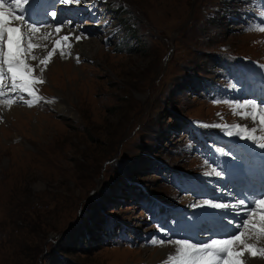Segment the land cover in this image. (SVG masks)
Here are the masks:
<instances>
[{"label": "rangeland", "instance_id": "rangeland-1", "mask_svg": "<svg viewBox=\"0 0 264 264\" xmlns=\"http://www.w3.org/2000/svg\"><path fill=\"white\" fill-rule=\"evenodd\" d=\"M69 1L74 23L33 34L26 62L42 80L36 98L0 82L10 93L0 99V264H182L178 252L153 255L164 242L176 249L160 230L195 204L172 187L168 166L190 186L198 172L238 160L226 151L238 148L235 134L264 143V125L244 132L238 109H264V0ZM54 26L74 29L89 55ZM56 40L63 47L40 65ZM199 119L205 142L189 130ZM192 140L210 151L198 146V158ZM147 191L158 210L188 202L150 207L148 218L141 200L156 202Z\"/></svg>", "mask_w": 264, "mask_h": 264}, {"label": "snow or ice", "instance_id": "snow-or-ice-1", "mask_svg": "<svg viewBox=\"0 0 264 264\" xmlns=\"http://www.w3.org/2000/svg\"><path fill=\"white\" fill-rule=\"evenodd\" d=\"M28 2L29 0H7V2L0 0V80L5 75H9L12 92L18 95L28 93L36 98L34 89L42 83V80L34 75V68L26 60L29 58L31 50L37 47L31 40L39 28L35 23H27L24 9ZM50 15L55 17L56 12L51 11ZM16 22H21L29 29L27 35L22 34V29ZM56 31L59 33L60 27H57ZM75 38L79 39L78 36ZM63 39L67 41L69 37L65 36ZM55 43L56 48L52 52H48L46 59L39 61L40 65L47 66L50 62L53 52L59 48L61 41L56 40ZM31 59H36V57L32 56ZM42 72L41 68V75ZM27 102L32 103L31 100ZM4 103L11 104L12 101L5 100ZM238 107H250L252 111L244 112L243 115L245 117L250 115L254 122L258 118V122L264 125V109H261L260 105L248 102ZM242 130L248 132L246 127ZM228 135H232V133L229 132ZM259 147L264 148V144H260ZM207 205H211V201H205V206ZM249 205L253 210H248ZM212 207L220 209L231 206L218 203ZM236 207L242 209L245 216L240 227L251 229L257 241L264 240V199L253 200L251 203L248 201V204L242 199ZM245 237V231H240L239 234L233 235L231 238L212 239L210 243L203 245L192 243L189 240H178L176 243L180 246L179 253L182 264H245L246 253L251 257H264V247L258 248L257 244L246 242ZM237 244L242 245V248L237 249L235 247Z\"/></svg>", "mask_w": 264, "mask_h": 264}, {"label": "bare ground", "instance_id": "bare-ground-1", "mask_svg": "<svg viewBox=\"0 0 264 264\" xmlns=\"http://www.w3.org/2000/svg\"><path fill=\"white\" fill-rule=\"evenodd\" d=\"M38 9H39V5H38ZM16 24H18L20 27H21V29H22V34H24V35H27V33H28V31H29V29H28V31L26 32V33H24V29H23V24L22 23H20V22H16ZM47 29H48V27H47ZM51 29V28H50ZM50 29H48L47 30V32H49V33H51V35H54L53 33V30L52 29H54V31L56 32V34H57V31H56V29H57V27L56 26H54V28H52L51 30ZM60 29H61V31L59 32V33H71L72 35H73V37H75V34L77 33L74 29H72V30H68V29H66V27H60ZM41 32H42V30H41ZM39 33V32H38ZM43 33V32H42ZM48 33V34H49ZM40 34V33H39ZM46 34V33H45ZM38 35V34H37ZM42 37V36H41ZM69 37V36H68ZM39 38V37H38ZM43 39V38H42ZM87 41V40H86ZM91 41V40H90ZM79 42V43H78ZM88 42V41H87ZM87 42H84V43H82V42H80V41H78L77 40V44H76V46H77V49L79 48L80 50H82L81 52L83 53V54H85V56L86 55H89L88 54V52H90L91 51V49H90V47L89 46H87ZM75 44V43H74ZM90 45V44H89ZM91 46V45H90ZM61 47H63V44L61 45L60 44V46H59V48L57 49V51H56V53L59 51V50H61ZM42 48V47H41ZM56 48V47H55ZM50 50V49H49ZM42 51V50H41ZM64 51V50H63ZM76 51H78V50H76ZM59 53H62V52H59ZM62 55V54H61ZM54 56V55H53ZM52 56V57H53ZM46 58V57H45ZM60 58H62V57H60ZM33 61V60H32ZM37 61V60H36ZM39 62V61H38ZM61 62V61H60ZM32 65H34L33 67H35V64H32ZM38 66H39V64H38ZM37 72V71H36ZM58 103V102H57ZM63 103L64 104H66L67 106H68V104L63 100ZM63 104V105H64ZM239 109V113H240V115H242L241 117H242V120H240L239 121V125H241L243 128H247L248 129V132L247 133H252L253 135H255L256 136V132H257V130H258V128L259 127H262V125L258 122V118H257V121L256 122H254L253 121V119L251 118V116L249 115V116H247V117H245L244 115H243V113L244 112H251L252 111V109H249V108H238ZM238 109L237 108H235V112H237L238 111ZM242 109V110H241ZM241 110V111H240ZM220 197H218V199H219ZM167 235H165V237H166ZM167 238V237H166ZM246 238V242H248L249 243V241L250 240H252L253 239V237H245ZM252 243V242H251ZM176 244V249L175 248H172V247H174V245L172 244V245H170V243H167V242H164V243H161L160 244V248L158 247V249H157V251L153 254L154 255V257L155 258H157V257H163V256H165V257H170V255L169 254H171V253H175V252H178L177 254H179V248H180V246L177 244V243H175ZM241 246L242 245H239V244H237V245H235V247L237 248V249H239V248H241ZM156 248V247H155ZM169 255V256H168ZM246 259H247V262H248V264H264V261H263V259H261V258H259V257H251V256H249V255H246ZM249 259V260H248Z\"/></svg>", "mask_w": 264, "mask_h": 264}, {"label": "trees", "instance_id": "trees-1", "mask_svg": "<svg viewBox=\"0 0 264 264\" xmlns=\"http://www.w3.org/2000/svg\"><path fill=\"white\" fill-rule=\"evenodd\" d=\"M119 8H120V9H123V5H121ZM122 18H123V17H122ZM124 20H125V18L122 19V21H124ZM124 22H125V21H124ZM126 25H127V24H126ZM73 233H74V232H69V234H73ZM62 262H63V264H70V263H67L66 260H65V261L62 260L61 263H62Z\"/></svg>", "mask_w": 264, "mask_h": 264}]
</instances>
